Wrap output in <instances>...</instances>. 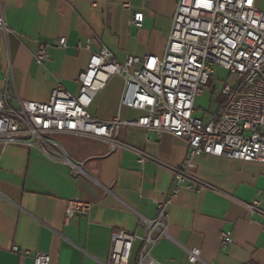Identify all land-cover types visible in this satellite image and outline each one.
<instances>
[{"label":"crops","instance_id":"crops-1","mask_svg":"<svg viewBox=\"0 0 264 264\" xmlns=\"http://www.w3.org/2000/svg\"><path fill=\"white\" fill-rule=\"evenodd\" d=\"M177 1L0 0L8 28L0 31V93L7 67L9 106L15 108V98L47 102L57 84L76 97L77 77L103 49L120 64L129 56L162 58ZM262 1L254 0V7L264 14ZM135 13L141 14L139 27L132 24ZM40 45L48 59L37 64ZM122 92V78H110L88 112L101 122L142 116L120 106ZM53 138L60 146L53 157L0 143V264H33L36 252L48 254L49 264H106L114 231L144 235L143 221L153 220L166 202L174 184L171 169L181 167L188 152L180 139L155 138L139 128H117L110 141ZM62 152L79 169L60 164ZM139 156L149 159L142 167ZM192 164L190 174L201 188L182 189L170 199L167 236L151 257L159 264H189L186 250L196 248L201 259L196 264H264V165L209 156ZM75 198L90 210L67 220L66 203ZM253 201L257 210L248 212L245 204ZM224 231L232 232V244L222 250ZM140 245L134 242L129 264H136ZM12 246L30 256L11 253Z\"/></svg>","mask_w":264,"mask_h":264},{"label":"built area","instance_id":"built-area-1","mask_svg":"<svg viewBox=\"0 0 264 264\" xmlns=\"http://www.w3.org/2000/svg\"><path fill=\"white\" fill-rule=\"evenodd\" d=\"M127 7V6H125ZM141 14L132 24L139 27ZM0 31L8 32L0 13ZM59 47L65 45L60 39ZM48 59L47 48L40 45L34 55L37 64ZM217 66L235 78L233 85L221 89L222 102L207 122L195 116L196 98L203 95ZM120 76L123 92L120 106L142 112L131 120L115 118L109 122L95 119L89 112L95 94L106 82ZM11 71L7 67L4 89L0 93V143L37 148L43 154L57 155V135L110 141L113 130L139 128L155 138L169 134L187 145V157L179 168H172L174 184L167 200L157 207L153 220H144L142 237L116 230L110 239L106 264H129L132 246L140 241L136 264H159L151 257L152 248L167 236L166 206L182 189L199 192L201 184L190 174L193 159L201 156L223 158L242 163L264 165V14L254 7V0H178L162 58L129 56L120 64L106 50L93 54L76 82V97L61 84L48 101L37 103L12 99L9 106L7 86ZM148 158L139 156L142 167ZM60 164L79 169L62 152ZM258 202L245 204L248 212L257 210ZM90 204L80 199L67 201L65 218L85 215ZM264 232V227L262 229ZM232 244V232L219 234L222 250ZM11 253L30 256L27 250L12 246ZM189 264L201 262L200 251L186 250ZM33 264H49L46 253L36 252Z\"/></svg>","mask_w":264,"mask_h":264},{"label":"rangeland","instance_id":"rangeland-1","mask_svg":"<svg viewBox=\"0 0 264 264\" xmlns=\"http://www.w3.org/2000/svg\"><path fill=\"white\" fill-rule=\"evenodd\" d=\"M262 3L263 6L261 11L264 12V0ZM212 71L213 73L209 85L205 89L203 95L195 100L196 117L203 118L204 120L210 119L211 115L215 112L219 99H222V87L225 84L233 85L235 82L234 77L217 66H212Z\"/></svg>","mask_w":264,"mask_h":264},{"label":"trees","instance_id":"trees-1","mask_svg":"<svg viewBox=\"0 0 264 264\" xmlns=\"http://www.w3.org/2000/svg\"><path fill=\"white\" fill-rule=\"evenodd\" d=\"M209 83H210V80H209V82H208V84H207V86L209 85ZM222 102V99L220 100V103Z\"/></svg>","mask_w":264,"mask_h":264}]
</instances>
